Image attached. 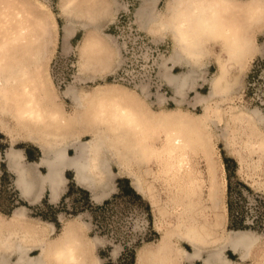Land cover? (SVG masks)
<instances>
[{"label":"bare ground","instance_id":"1","mask_svg":"<svg viewBox=\"0 0 264 264\" xmlns=\"http://www.w3.org/2000/svg\"><path fill=\"white\" fill-rule=\"evenodd\" d=\"M89 1L92 5L93 0ZM156 3L143 0L136 12L137 23L155 40L167 35L172 40V53L164 57L162 67L176 104L186 103L201 82L209 85L208 93L197 91L194 99V106L204 107L201 114L190 115L180 108L154 111L141 97L145 87L138 93L99 84L83 91L80 83L106 80L105 74L113 73L120 63L114 39L103 36L107 19L118 4L99 0L97 9L81 14L76 0H62L66 48L78 28L85 31L79 44L77 79L64 92L76 107L74 114H68L46 68L56 18L40 0H0V130L12 135L5 119L11 117L22 130V139L42 152L40 161H28L24 150L15 148L13 135L12 146L4 156L0 153V162L5 161L15 176L21 198L32 205L46 191L52 203L59 202L68 188L67 171L74 173L76 184L88 190L95 203L103 202L114 190L116 162L132 179L136 192L152 201L163 230L157 244L138 253V264H236L229 251L247 261L260 239L249 230L225 232L227 179L212 132L218 124L214 116L219 113L211 103L236 92L238 74L256 51L252 35L240 22L234 23L233 16L229 20V15L246 11L254 24L264 22V0H250L245 6L238 0H168L158 14ZM214 43L221 45L223 55L217 60L218 71L208 79L204 57ZM179 65L182 72L176 73ZM229 120L247 131L244 150L262 157L264 133L258 128L264 121L262 113L234 107ZM223 133L227 148L236 152L232 130ZM85 134L91 135L88 141L81 139ZM197 157L202 159L204 171L197 168ZM152 162L158 165L155 178L167 186L161 207L146 178L130 171L135 164L148 170ZM1 173L0 169V178ZM29 217L25 205L11 216L0 212V264H96L82 226L69 223L51 239L49 230L44 232ZM51 227L55 231V225ZM35 250L39 253L33 255ZM262 255L257 264H264Z\"/></svg>","mask_w":264,"mask_h":264},{"label":"rangeland","instance_id":"2","mask_svg":"<svg viewBox=\"0 0 264 264\" xmlns=\"http://www.w3.org/2000/svg\"><path fill=\"white\" fill-rule=\"evenodd\" d=\"M97 1L99 0H93L91 5L89 0H76L78 12L87 14L93 7L97 9ZM109 1L111 4L117 3L118 5L108 17L109 20L107 19L103 36L108 38L110 35L114 39L119 48L120 63L115 64L113 73L105 74L106 80L104 78L87 80L80 83V88L87 92L99 84H111L139 93L145 87V94L140 96L154 111L162 109L171 111L180 108L190 115L203 113L204 107L194 106L193 103L197 91L203 94L209 92V85L204 82L199 84L197 91L188 95L186 103L176 104L174 91L165 81L162 67L164 57L170 56L172 53L173 43L169 37L155 40L140 28L136 12L141 7L143 0ZM167 1L159 0L156 8L159 11H164ZM238 1L245 6L250 0ZM40 2H43L48 7L47 12L49 14L51 12L52 16L58 20L60 30L63 26V49L54 47L58 38V28H56L46 68L53 81L60 104L68 114L72 115L76 110L75 104L71 99L65 97L64 92L77 79L80 62L79 44L85 31L78 28L80 31L73 40L75 48L73 49L69 44L70 47L68 46L67 49L64 38L65 19L61 9L62 0H40ZM232 16L235 20L234 23L240 22L241 26L243 25L244 29L252 35L256 43V51L248 60L243 71L238 74L236 92L225 98H217L211 103V107L219 113L218 116H214L218 124L212 127V132H214V141L220 154L219 163L224 165L227 179L225 232L249 230L260 239L247 261H241L240 257L231 251L228 252V256L236 264H257L262 260L264 253V155L259 157L244 150L243 140L248 138L247 131L240 125L231 123L229 116L235 107L247 113L250 110H259L264 117V22L254 24L251 22V15H248L246 11L238 10L236 15L231 13L228 19L231 20ZM208 50V55L204 59L207 65L206 77L210 79L218 71L217 60L223 55V49L220 44L214 43ZM175 72H182V69H176ZM160 98L164 101L161 102ZM5 117L9 122V129L13 132L12 135H9L6 134L9 130L4 132L0 130V153L4 155L12 146V136L15 135L17 139L15 148L23 149L30 162L40 161L41 150L34 143V145L30 144L31 142L24 143L28 141L22 139L24 138L22 130L18 129L11 117ZM258 128L264 133V121L258 125ZM226 129L232 130L236 136V152H230L226 146V137L223 133ZM90 138L89 134L81 136L84 141H88ZM252 140L255 141L256 138L253 137ZM70 154L74 155V151L71 150ZM195 162L197 168L204 171L205 166L202 159L197 157ZM7 167L5 161L0 162L2 172L0 212L5 216H11L17 207L25 205L29 208V218L40 225L42 229L44 227V232L49 230L46 233L51 239L58 237L69 223L74 222L82 226L85 236L90 242L91 254L96 264H138V253L149 244H157L161 238L163 230H161L162 226L158 225V215L152 201L136 192L132 187V179L118 167L116 162L113 165L114 190L101 203H95L92 194L76 184L74 173L67 171L68 188L59 202H50V192L46 191L43 199L32 205L21 198L15 186V176L10 173ZM139 167L135 164L130 171L146 178L145 180L154 190V201L161 207L162 202L166 200L167 186H164L165 184L160 179L159 181L155 178L158 174L157 163H150L147 166L148 170ZM42 172L45 173L46 170L42 169ZM229 204L233 207V221L228 209ZM172 221L173 218L169 219V222ZM52 224L56 225L55 231L51 227ZM181 244L187 250L192 251L189 245ZM38 253L36 251L34 255ZM132 255H134V259L131 263ZM198 264L203 263L198 262Z\"/></svg>","mask_w":264,"mask_h":264},{"label":"crops","instance_id":"3","mask_svg":"<svg viewBox=\"0 0 264 264\" xmlns=\"http://www.w3.org/2000/svg\"><path fill=\"white\" fill-rule=\"evenodd\" d=\"M159 0H157V2H158ZM157 4V3H156ZM155 12H156V14H158L160 11L156 8L155 9ZM58 21V20H57ZM58 38H57V42H56V45H55V49H58V48H60V49H63V26H62V28H61V30H60V27H59V22H58ZM80 30H78L75 34H74V36L71 38V40H70V44H71V46H72V48L74 49L75 48V45L73 44V40L75 39V37L77 36V34H78V32H79ZM170 38V36H168L167 35V37L166 38ZM163 39V38H162ZM165 39V38H164ZM171 39V38H170ZM212 59V58H211ZM176 69H179V70H181V69H183V67L182 66H176L175 67V71H176ZM5 136V135H4ZM8 138V137H7ZM23 142V141H22ZM24 143H30V142H24ZM30 144H33V143H30ZM34 145V144H33ZM36 146V145H35ZM37 147V146H36ZM38 148V147H37ZM41 152V151H40ZM4 156V155H3ZM28 160V159H27ZM40 160V159H39ZM29 161V160H28ZM34 162H36V161H34ZM8 168V167H7ZM8 170H9V168H8ZM11 173V172H10ZM45 196V195H44ZM51 202V201H50ZM56 226V225H55ZM36 251H38V250H35V251H33L32 252V254L34 255L35 253H36ZM39 252V251H38ZM15 258V257H14ZM14 258H13V260H14ZM13 264V263H12Z\"/></svg>","mask_w":264,"mask_h":264},{"label":"trees","instance_id":"4","mask_svg":"<svg viewBox=\"0 0 264 264\" xmlns=\"http://www.w3.org/2000/svg\"><path fill=\"white\" fill-rule=\"evenodd\" d=\"M228 209H229V212H230L231 220L233 221L234 220V214H233V207L231 206V204H229ZM133 259H134V255L131 256V261H130L131 263L133 262Z\"/></svg>","mask_w":264,"mask_h":264}]
</instances>
